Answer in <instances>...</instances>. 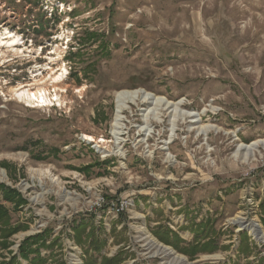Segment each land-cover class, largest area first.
Segmentation results:
<instances>
[{"label":"rangeland","instance_id":"374dc122","mask_svg":"<svg viewBox=\"0 0 264 264\" xmlns=\"http://www.w3.org/2000/svg\"><path fill=\"white\" fill-rule=\"evenodd\" d=\"M258 140L264 0H0V264H264Z\"/></svg>","mask_w":264,"mask_h":264},{"label":"bare ground","instance_id":"6f19581e","mask_svg":"<svg viewBox=\"0 0 264 264\" xmlns=\"http://www.w3.org/2000/svg\"><path fill=\"white\" fill-rule=\"evenodd\" d=\"M63 77V76H61ZM60 77V78H61ZM18 97L20 99L26 98V101L29 103L35 101L37 99L38 106L45 107L52 101H49L48 99H45L42 94H31L27 93L26 91L20 92L18 94ZM35 98V99H34ZM41 100H43V103H41ZM115 102H116V118L114 120V127L118 129V123L120 121V116L123 114V112L127 109L128 105H136L138 103L145 104L149 107L147 109L148 114L153 113L154 110L158 109H165V110H171L174 111L179 108L180 105H182V102L179 103H172L166 98L156 96L152 93L146 92L145 90L139 89L135 91H123L119 92L115 96ZM151 107V108H150ZM147 116V115H146ZM184 116L186 118H196L197 116L194 114H189L184 112ZM156 117V116H155ZM149 119V118H148ZM201 120V119H200ZM199 120L192 121L193 123H197ZM212 127H204L201 128L202 132L208 133L212 130ZM86 141L92 142V139L89 137L85 138ZM98 147V146H96ZM99 149V148H98ZM101 149V148H100ZM262 149L264 151V140H258L254 141L250 144H241L239 145L236 153L235 158L237 160L242 161L243 163H250L256 161V153L258 150ZM233 224L238 225L240 227V230H247L250 232V234L260 243L264 244V231L260 227V225L256 222L248 223L243 218H236L233 220ZM146 234V233H145ZM144 240L146 241L147 247L150 250H154L155 254L158 257L167 258L170 260L169 264H188L182 257H178L173 250L170 248L164 247L163 245L156 242L151 237L145 236Z\"/></svg>","mask_w":264,"mask_h":264},{"label":"trees","instance_id":"16d2710c","mask_svg":"<svg viewBox=\"0 0 264 264\" xmlns=\"http://www.w3.org/2000/svg\"><path fill=\"white\" fill-rule=\"evenodd\" d=\"M0 188H2V189H4V194H5V199L7 200V201H12L13 199H11V197L10 196H12V195H16L13 191H11V190H9L8 191V189H6L5 187H2L1 185H0ZM6 214L4 213V211H0V220H2V218L4 217V218H6ZM3 232V231H2ZM15 231L13 230V231H10L9 233H7L6 234V231H4L3 232V234H2V236H3V238H7L9 235H11V234H13ZM4 244V243H3ZM7 246V244H5V247ZM25 257H26V255H24Z\"/></svg>","mask_w":264,"mask_h":264},{"label":"snow or ice","instance_id":"6c2138e0","mask_svg":"<svg viewBox=\"0 0 264 264\" xmlns=\"http://www.w3.org/2000/svg\"><path fill=\"white\" fill-rule=\"evenodd\" d=\"M41 103H43V100H41Z\"/></svg>","mask_w":264,"mask_h":264}]
</instances>
